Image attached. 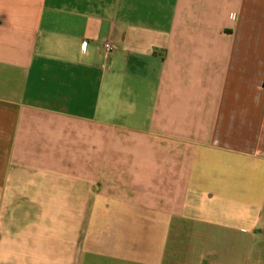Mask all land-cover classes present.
Returning a JSON list of instances; mask_svg holds the SVG:
<instances>
[{"label": "crops", "instance_id": "1", "mask_svg": "<svg viewBox=\"0 0 264 264\" xmlns=\"http://www.w3.org/2000/svg\"><path fill=\"white\" fill-rule=\"evenodd\" d=\"M259 240L264 264V0H0V264Z\"/></svg>", "mask_w": 264, "mask_h": 264}, {"label": "rangeland", "instance_id": "2", "mask_svg": "<svg viewBox=\"0 0 264 264\" xmlns=\"http://www.w3.org/2000/svg\"><path fill=\"white\" fill-rule=\"evenodd\" d=\"M242 258H243V262L239 264H263L261 240H259V242L256 241V252L253 255H249L247 259L246 257H244V255L240 254L239 262H241Z\"/></svg>", "mask_w": 264, "mask_h": 264}, {"label": "built area", "instance_id": "3", "mask_svg": "<svg viewBox=\"0 0 264 264\" xmlns=\"http://www.w3.org/2000/svg\"><path fill=\"white\" fill-rule=\"evenodd\" d=\"M103 48H104L106 54H110V53H112L113 50H114V47L112 46L111 43H105V44L103 45Z\"/></svg>", "mask_w": 264, "mask_h": 264}]
</instances>
